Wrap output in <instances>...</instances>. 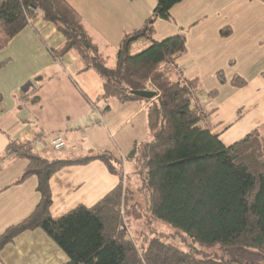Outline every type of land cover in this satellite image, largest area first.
Listing matches in <instances>:
<instances>
[{
	"label": "trees",
	"instance_id": "obj_1",
	"mask_svg": "<svg viewBox=\"0 0 264 264\" xmlns=\"http://www.w3.org/2000/svg\"><path fill=\"white\" fill-rule=\"evenodd\" d=\"M183 1L156 0L143 26L124 33L110 65L67 0H0V48L40 15L64 39L53 57L62 61L74 53L81 72H96L102 105L146 103L149 129L147 142L128 156L125 182L123 162L109 153L51 159L32 141H11L5 156L29 163L16 184L36 177L41 201L0 236V253L22 234L41 230L65 253L66 264H264V133L255 130L225 146L196 102L199 81L183 79L177 69L187 52L185 36L154 39L157 20L172 21L171 10ZM145 91L156 98L132 94ZM93 161L118 175L120 185L93 208L80 206L53 220L51 178L66 166Z\"/></svg>",
	"mask_w": 264,
	"mask_h": 264
},
{
	"label": "crops",
	"instance_id": "obj_2",
	"mask_svg": "<svg viewBox=\"0 0 264 264\" xmlns=\"http://www.w3.org/2000/svg\"><path fill=\"white\" fill-rule=\"evenodd\" d=\"M67 2L81 15L110 65L124 33L141 28L156 4ZM171 15L172 21L157 20L154 39L185 36L187 52L176 66L183 79L199 81L196 102L208 115L213 134L231 146L255 130L264 133V0H185ZM63 43L61 34L39 15L0 48V236L26 220L41 201L36 177L16 184L29 163L5 156L11 141L42 138L46 148L40 153L51 159L74 161L109 153L123 162L125 182L131 171L128 156L149 137L147 104H100L103 84L96 72H81L74 53L62 61L53 57L51 50ZM58 134L65 136L67 147L53 152L49 141ZM121 182L101 161L66 166L50 181V216L56 221L80 206L93 208ZM67 262L41 230L22 234L0 253V264Z\"/></svg>",
	"mask_w": 264,
	"mask_h": 264
},
{
	"label": "built area",
	"instance_id": "obj_3",
	"mask_svg": "<svg viewBox=\"0 0 264 264\" xmlns=\"http://www.w3.org/2000/svg\"><path fill=\"white\" fill-rule=\"evenodd\" d=\"M49 146L56 152L63 151L67 147L65 136L62 134L55 135L50 139ZM32 147L35 151L41 152L46 148L45 141L42 138H37L32 141Z\"/></svg>",
	"mask_w": 264,
	"mask_h": 264
},
{
	"label": "rangeland",
	"instance_id": "obj_4",
	"mask_svg": "<svg viewBox=\"0 0 264 264\" xmlns=\"http://www.w3.org/2000/svg\"><path fill=\"white\" fill-rule=\"evenodd\" d=\"M151 1V0H150ZM156 1V0H155ZM135 52H140V51H135ZM112 57H113V60L115 59V55L113 56L112 55ZM58 156H62V155H58ZM131 183V180H129V184ZM157 226H159V228L162 230V231H164V232H166V233H172L173 232V230L168 226V225H166V224H161V223H158L157 224ZM173 240V239H172ZM172 242H174V244L176 245V246H180V247H183L182 246V243H180L179 241H175V240H173Z\"/></svg>",
	"mask_w": 264,
	"mask_h": 264
},
{
	"label": "water",
	"instance_id": "obj_5",
	"mask_svg": "<svg viewBox=\"0 0 264 264\" xmlns=\"http://www.w3.org/2000/svg\"><path fill=\"white\" fill-rule=\"evenodd\" d=\"M132 94L134 96H137L139 98H142V99H146V100H153L154 98H156L157 94L154 93V92H132Z\"/></svg>",
	"mask_w": 264,
	"mask_h": 264
}]
</instances>
